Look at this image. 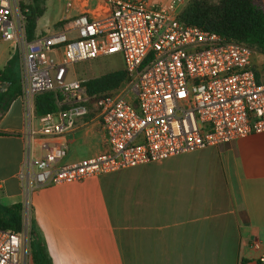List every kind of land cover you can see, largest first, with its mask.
Returning <instances> with one entry per match:
<instances>
[{
    "label": "built area",
    "instance_id": "1",
    "mask_svg": "<svg viewBox=\"0 0 264 264\" xmlns=\"http://www.w3.org/2000/svg\"><path fill=\"white\" fill-rule=\"evenodd\" d=\"M188 0H98L94 17L81 13L60 29L27 40L28 9L21 0H0V38L18 51L21 97L27 112L34 97L56 92L58 108L38 117L28 132L44 139L40 156L27 155L19 179L26 202L34 188L82 181L104 173L159 161L264 132V80L257 77L247 44L185 24ZM67 6H71L68 2ZM120 54L127 80L103 93H90L86 80L68 79L69 65ZM0 79V92L7 89ZM98 120L103 152L72 163L65 136ZM30 214L28 204L24 208ZM27 228L0 229V264H26ZM238 264H264V245Z\"/></svg>",
    "mask_w": 264,
    "mask_h": 264
},
{
    "label": "crops",
    "instance_id": "2",
    "mask_svg": "<svg viewBox=\"0 0 264 264\" xmlns=\"http://www.w3.org/2000/svg\"><path fill=\"white\" fill-rule=\"evenodd\" d=\"M254 1L264 8V0ZM97 2L41 0L34 37L81 13L94 17ZM10 45L0 56V72L19 79L11 71ZM253 61L264 80V55L256 52ZM26 107L21 93L9 98L0 92V205L20 203L24 209L28 204L32 240L41 244L50 264H238L258 253L250 247L252 239L264 245V132L37 187L27 203L19 172L27 155L44 152V139L28 134L38 127L39 115ZM65 138L62 163L106 148L94 119L86 118Z\"/></svg>",
    "mask_w": 264,
    "mask_h": 264
},
{
    "label": "trees",
    "instance_id": "3",
    "mask_svg": "<svg viewBox=\"0 0 264 264\" xmlns=\"http://www.w3.org/2000/svg\"><path fill=\"white\" fill-rule=\"evenodd\" d=\"M35 1V6L28 9L25 18V34L27 40L34 38L36 20L42 14ZM21 6L23 2L21 1ZM182 22L219 33L226 39L244 43L257 53L264 55V8L254 0H188L179 13ZM0 72V79L9 80L8 88L3 91L9 98L21 93L19 79L6 78ZM127 80L123 69L107 72L86 82L90 93H103L113 90ZM56 92H44L34 97V111L36 115H44L58 108ZM22 204L15 203L9 206L0 205V229L13 233L22 232ZM31 258L34 264H50L41 244L30 237Z\"/></svg>",
    "mask_w": 264,
    "mask_h": 264
},
{
    "label": "rangeland",
    "instance_id": "4",
    "mask_svg": "<svg viewBox=\"0 0 264 264\" xmlns=\"http://www.w3.org/2000/svg\"><path fill=\"white\" fill-rule=\"evenodd\" d=\"M21 1L23 2L24 7L35 6L36 4L34 0H21ZM40 2L41 0H38L37 5H39ZM8 45H10L9 42L0 40V56L7 54ZM10 50H12L11 71L13 73V76H17L20 67V65L18 64V60H19L18 51L14 48L12 49V47H10ZM122 68H123V59L120 54L104 55L97 59L80 61L69 65L67 78L84 79L87 82L88 80L99 77L107 72L119 70ZM22 218H23V225L24 227L27 228V235L25 236V240H23V245L25 248L24 254L26 257V264H33L31 258V246H30V241H31L30 239L31 232L29 228L30 214L28 213L27 210L24 211V209H22Z\"/></svg>",
    "mask_w": 264,
    "mask_h": 264
}]
</instances>
